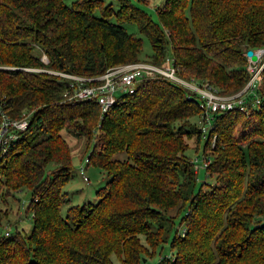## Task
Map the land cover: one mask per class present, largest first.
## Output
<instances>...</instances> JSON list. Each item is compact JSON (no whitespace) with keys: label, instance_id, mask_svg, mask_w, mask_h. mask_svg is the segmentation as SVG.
<instances>
[{"label":"trees","instance_id":"trees-1","mask_svg":"<svg viewBox=\"0 0 264 264\" xmlns=\"http://www.w3.org/2000/svg\"><path fill=\"white\" fill-rule=\"evenodd\" d=\"M154 12L156 21L128 0H0V109L29 113L0 165V201L25 190L30 213L27 234L0 235V264H111L110 254L138 264L176 217L171 254L157 264H264V65L258 104L216 113L205 138L195 102L165 80L117 95L96 128L94 103L64 101L65 79L31 70L91 77L139 61L141 40L123 27L133 24L150 47L143 61L169 55L180 76L220 94L243 86V51L264 47V0H162ZM60 131L91 140L85 166L105 176L93 204H68L63 216L71 167ZM199 143L212 183L196 190L184 152Z\"/></svg>","mask_w":264,"mask_h":264},{"label":"built area","instance_id":"built-area-1","mask_svg":"<svg viewBox=\"0 0 264 264\" xmlns=\"http://www.w3.org/2000/svg\"><path fill=\"white\" fill-rule=\"evenodd\" d=\"M245 60L244 69L247 79L243 86L235 93L220 94L216 87L206 80L196 79L192 76L182 77L178 74V67L174 66L169 55L162 57L160 64H152L148 61H135L118 64L106 68L102 73L91 77H82L73 74L45 70V73L65 79L61 96L64 101H88L94 103L98 110V122L102 115L112 106L115 97L119 94L131 93L136 83L146 79H162L185 91L184 97L193 100L198 109L195 119V128L202 138L207 136L212 129L213 116L221 111L236 109L246 114L250 108L258 104L257 88L261 79V69L264 65V47L247 48L243 51ZM39 60L45 62L46 58L40 55ZM38 71L39 69H31ZM29 113H20L15 119H10L0 109V165L10 145L23 131L28 122ZM213 135L210 144H213ZM194 158L192 166L194 170L203 168L205 162L201 160L199 165ZM86 159L83 160L85 166ZM80 166L78 173L82 174ZM86 181L85 177H81ZM4 237L9 236V230L5 229Z\"/></svg>","mask_w":264,"mask_h":264},{"label":"rangeland","instance_id":"rangeland-1","mask_svg":"<svg viewBox=\"0 0 264 264\" xmlns=\"http://www.w3.org/2000/svg\"><path fill=\"white\" fill-rule=\"evenodd\" d=\"M75 0H63L66 5H69ZM103 4L111 3L113 8L116 7V0H101ZM131 4L143 10L152 21H156L154 9L159 6L162 0H128ZM125 31L134 37H138L141 40L140 52L138 54L139 61H143L150 54V47L147 40L137 33L133 24H123ZM38 71L44 72L43 69ZM195 126V119L191 121ZM61 136L64 138L69 152L70 158V177L68 181L62 186L61 191L65 193L67 202L61 204L59 211L63 216L65 208L68 204L79 205L82 203L93 204L96 201L95 190L100 187L105 176L97 167L92 165H83V160L86 158L87 153L91 147V140L86 143L83 136L73 135L71 132L60 131ZM94 133L92 132V137ZM191 144V143H190ZM189 144V145H190ZM184 152L185 155L193 161L196 158V164L201 163V143H199L197 152L195 153L191 146ZM80 166L82 168V174L78 173ZM85 177L86 181H83L81 177ZM195 189L197 190L203 183L211 184L212 180L204 176L203 169L198 168L196 173ZM29 199V193L25 190L14 191L11 195L4 199V202L0 201V235L3 234L5 229L9 230V234L14 231H18L20 234H27L30 229V213L27 212L26 205ZM173 211L170 212L172 214ZM177 218V217H176ZM173 220V230L164 243L156 246L152 253L148 252L146 255H142L138 264H157L159 258L169 257L171 251L169 250V240L173 235L174 230H179L178 220ZM142 240V239H141ZM151 253V254H150ZM111 264H120L113 254L109 255Z\"/></svg>","mask_w":264,"mask_h":264}]
</instances>
